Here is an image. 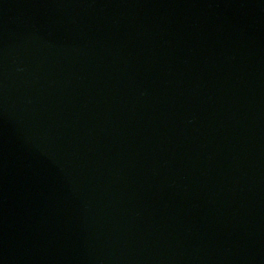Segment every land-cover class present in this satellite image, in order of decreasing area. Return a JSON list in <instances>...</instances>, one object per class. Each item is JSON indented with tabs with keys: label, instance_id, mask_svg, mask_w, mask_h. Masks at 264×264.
I'll return each mask as SVG.
<instances>
[{
	"label": "water",
	"instance_id": "obj_1",
	"mask_svg": "<svg viewBox=\"0 0 264 264\" xmlns=\"http://www.w3.org/2000/svg\"><path fill=\"white\" fill-rule=\"evenodd\" d=\"M0 264H264V0H0Z\"/></svg>",
	"mask_w": 264,
	"mask_h": 264
}]
</instances>
